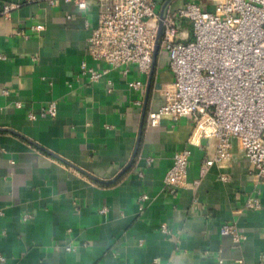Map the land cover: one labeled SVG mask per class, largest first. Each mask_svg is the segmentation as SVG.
<instances>
[{
  "label": "crops",
  "instance_id": "obj_1",
  "mask_svg": "<svg viewBox=\"0 0 264 264\" xmlns=\"http://www.w3.org/2000/svg\"><path fill=\"white\" fill-rule=\"evenodd\" d=\"M151 1L191 39L177 12L188 3L212 12L223 0ZM85 3L0 0V264H264V181L254 180L237 141L229 161L203 171L215 141L190 145L191 118L147 126L173 80L167 53L156 50L148 75L94 62L87 45L98 9ZM6 4L17 6L8 18ZM82 62L108 72L90 83ZM50 102L55 118L40 117ZM183 150L185 185L171 194L163 179ZM251 196L259 211L245 209ZM224 225L244 237L238 246L221 236Z\"/></svg>",
  "mask_w": 264,
  "mask_h": 264
},
{
  "label": "built area",
  "instance_id": "obj_2",
  "mask_svg": "<svg viewBox=\"0 0 264 264\" xmlns=\"http://www.w3.org/2000/svg\"><path fill=\"white\" fill-rule=\"evenodd\" d=\"M50 7L60 2L73 3L86 9L85 0H45ZM98 24L91 31L87 52L94 62L109 68L134 66L148 75L158 48L168 56L173 75L171 83L163 85L160 93L164 104L147 115L149 127H157L163 119L178 122L191 118L194 130L189 139L196 145L205 139L215 141L214 155L206 161L203 171L212 165L222 166L231 158V141H237L244 159L253 169L257 183L264 181V0H223L212 12L195 3H188L177 12L178 19L191 24V39L177 31L171 17L158 18L151 0H95ZM14 4L3 6L1 15L8 18ZM42 31V25L33 28ZM81 75L97 83L108 69L100 71L81 63ZM133 91L141 90L140 81L128 84ZM7 94L6 91H2ZM19 108V104H17ZM56 102H50L40 117L56 116ZM30 120L36 116L28 114ZM190 151L174 153L163 183L169 193L185 185ZM148 200L139 197L142 205ZM257 196L249 197L245 209L259 211ZM1 213V212H0ZM106 209L99 210V214ZM167 233L166 225L160 226ZM221 236L231 237L239 245L244 237L232 225L220 229ZM67 252L72 251L66 247ZM5 261L0 257V263ZM221 264V261H219Z\"/></svg>",
  "mask_w": 264,
  "mask_h": 264
}]
</instances>
